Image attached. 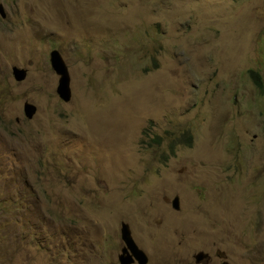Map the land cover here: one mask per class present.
<instances>
[{
	"label": "rangeland",
	"instance_id": "374dc122",
	"mask_svg": "<svg viewBox=\"0 0 264 264\" xmlns=\"http://www.w3.org/2000/svg\"><path fill=\"white\" fill-rule=\"evenodd\" d=\"M0 1V264H264V0Z\"/></svg>",
	"mask_w": 264,
	"mask_h": 264
},
{
	"label": "water",
	"instance_id": "95a60500",
	"mask_svg": "<svg viewBox=\"0 0 264 264\" xmlns=\"http://www.w3.org/2000/svg\"><path fill=\"white\" fill-rule=\"evenodd\" d=\"M0 14L2 17L6 16L5 7L1 1ZM50 60L53 68L60 75L56 91L63 100L69 101L72 95L70 86V74L67 65L58 49H53L50 52ZM12 73L17 81H22L27 76V69L18 65H14L12 67ZM23 108L25 116L29 119L33 118V116L37 112V106L33 102H30L28 100L24 102ZM172 206L175 209L180 208L179 196L174 197ZM120 232L121 238L124 242L121 252L118 255L120 264H132L135 261H138L139 264H147L149 259L148 254L135 241L129 224L123 221L121 223ZM207 254L208 253L204 251H200L199 253L195 254V261L201 262L207 256Z\"/></svg>",
	"mask_w": 264,
	"mask_h": 264
},
{
	"label": "trees",
	"instance_id": "16d2710c",
	"mask_svg": "<svg viewBox=\"0 0 264 264\" xmlns=\"http://www.w3.org/2000/svg\"><path fill=\"white\" fill-rule=\"evenodd\" d=\"M250 74L251 76L254 78V80L261 86L262 85V81H261V76L260 73L254 69L250 70Z\"/></svg>",
	"mask_w": 264,
	"mask_h": 264
},
{
	"label": "clouds",
	"instance_id": "9594fccd",
	"mask_svg": "<svg viewBox=\"0 0 264 264\" xmlns=\"http://www.w3.org/2000/svg\"><path fill=\"white\" fill-rule=\"evenodd\" d=\"M2 3H3V2H2ZM4 7H5V6H4ZM0 15H1V14H0ZM54 49H57V48H54ZM52 50H53V49H52ZM52 50H51V51H52ZM51 51H50V52H51ZM59 52H60V51H59ZM60 53H61V52H60ZM61 56H62V54H61ZM62 58H63V56H62ZM63 60H64V58H63ZM50 61H51V60H50ZM64 61H65V60H64ZM65 63H66V62H65ZM51 65H52V64H51ZM66 65H67V64H66ZM13 66H14V65H13ZM52 67H53V66H52ZM67 68H68V67H67ZM54 70H55V69H54ZM56 73H57V72H56ZM12 74H13V73H12ZM57 74H58V73H57ZM59 78H60V75H59ZM15 80H16V79H15ZM58 81H59V80H58ZM28 101H29V100H28ZM30 102H31V101H30ZM173 199H174V198H173ZM172 201H173V200H172ZM172 207H173V206H172ZM173 208H174V207H173ZM174 209H175V208H174ZM122 222H123V221H121V223H122ZM124 222H125V221H124ZM126 223H127V222H126ZM128 224H129V223H128ZM129 226H130V225H129ZM120 228H121V227H120ZM130 228H131V227H130ZM131 232H132V230H131ZM134 239H135V238H134ZM122 241H123V240H122ZM135 241H136V240H135ZM137 244H138V243H137ZM123 245H124V242H123ZM122 247H123V246H122ZM122 247H121V249H122ZM120 252H121V251H120ZM206 253H208V252H206ZM208 256L211 258V255L208 253L207 256H206L202 261H203V262H204V261L207 262V257H208ZM202 261H201V262H202ZM196 262H197V261H196ZM119 263H120V262H119ZM198 263H200V262H198Z\"/></svg>",
	"mask_w": 264,
	"mask_h": 264
},
{
	"label": "flooded vegetation",
	"instance_id": "af4514ba",
	"mask_svg": "<svg viewBox=\"0 0 264 264\" xmlns=\"http://www.w3.org/2000/svg\"><path fill=\"white\" fill-rule=\"evenodd\" d=\"M219 256L222 255V253H218ZM211 260V258L208 256L207 257V262H209ZM222 264H227V262L223 261Z\"/></svg>",
	"mask_w": 264,
	"mask_h": 264
}]
</instances>
